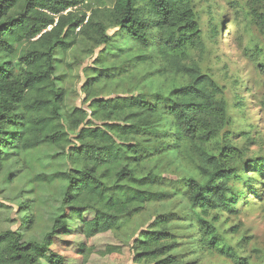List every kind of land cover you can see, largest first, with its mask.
<instances>
[{"label": "trees", "instance_id": "16d2710c", "mask_svg": "<svg viewBox=\"0 0 264 264\" xmlns=\"http://www.w3.org/2000/svg\"><path fill=\"white\" fill-rule=\"evenodd\" d=\"M85 1L0 0V155L2 149L28 151L47 144L70 166L60 175L68 186L50 232L41 243H26L20 231H0V264L119 259L122 245L116 239L113 244L104 241L115 238L127 216L158 200L150 191L158 176H141L137 168L148 158L157 164L165 156L178 165L190 163L184 193L200 211L195 212L202 225L196 233L200 248L245 264V258L201 218L211 211L235 212L240 201L230 183L238 175L235 166L242 153L228 144L220 146L226 126V106L217 98L221 90L196 64H187L191 51L202 47L192 0H113L116 27L143 53L135 59L157 62L152 74L168 86L162 85L153 101L99 99L92 90L98 77L90 78L83 85L86 109L63 113L65 92L56 57L68 52L76 37L100 46L110 41L93 14H75ZM89 119L102 124L93 125ZM136 137H150L151 143L131 145ZM263 162L252 163L260 174ZM3 207L0 204V210ZM32 220L28 216L21 228ZM163 238L160 232H142L133 249L139 251L137 256L153 255Z\"/></svg>", "mask_w": 264, "mask_h": 264}, {"label": "rangeland", "instance_id": "374dc122", "mask_svg": "<svg viewBox=\"0 0 264 264\" xmlns=\"http://www.w3.org/2000/svg\"><path fill=\"white\" fill-rule=\"evenodd\" d=\"M192 2L202 47L191 51L187 64H196L221 90L217 98L226 106V126L219 143L242 153L235 166L238 175L230 183L240 201L235 212L211 211L201 213V218L245 258V264H264V170L260 174L252 164L264 161V23L259 22V17L264 18V0ZM112 8L113 0H87L74 11L87 17L93 14L110 41L100 46L76 37L74 46L56 57L65 92L63 113L76 107L86 109L83 85L90 78L98 77L92 90L99 99L144 97L153 101L162 85L168 86L152 74L157 62L142 64L135 59L143 53L116 27ZM89 120L93 125L102 124ZM129 143L147 146L151 138L136 137ZM0 156V204L5 207L0 210V231H20L26 243H41L63 210L68 184L60 175L70 169L67 159L47 144L28 151L2 149ZM137 171L141 176H158L150 191L159 198L127 216L115 238L105 239L104 244L117 240L122 245L120 258L95 264H166L168 260L171 264H235L233 259L198 245L196 233L202 225L195 212L200 211L191 207L184 193L191 171L187 160L178 165L165 156L156 164L148 158ZM28 216L33 218L31 225L21 228ZM154 231L164 236L155 253L137 256L135 241L142 232Z\"/></svg>", "mask_w": 264, "mask_h": 264}]
</instances>
